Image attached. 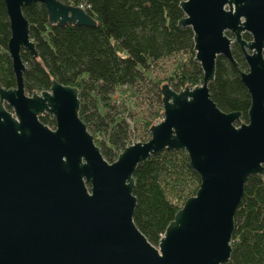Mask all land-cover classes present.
<instances>
[{
  "label": "water",
  "instance_id": "water-1",
  "mask_svg": "<svg viewBox=\"0 0 264 264\" xmlns=\"http://www.w3.org/2000/svg\"><path fill=\"white\" fill-rule=\"evenodd\" d=\"M3 1L16 86H0V264L227 263L245 183L264 175V0L180 2L178 25L193 32L202 82L179 91L164 84L163 118L150 138L126 146L113 162L79 116L77 87L53 79L49 90L28 95L23 79L21 52L36 55L24 6L44 4L49 23L59 26L96 21L59 0ZM218 56L238 70L250 95L247 122L239 125L240 111L224 112L210 97ZM44 114L54 128L41 121ZM165 149L186 152L200 183L154 246L133 221V173Z\"/></svg>",
  "mask_w": 264,
  "mask_h": 264
},
{
  "label": "trees",
  "instance_id": "trees-1",
  "mask_svg": "<svg viewBox=\"0 0 264 264\" xmlns=\"http://www.w3.org/2000/svg\"><path fill=\"white\" fill-rule=\"evenodd\" d=\"M81 6L96 25L48 21L42 3L22 8L36 55L21 52L26 66L25 91L49 90L53 79L79 91V116L108 162L133 142L150 138L149 128L163 118L161 89L179 91L201 84L203 72L194 60L193 32L179 26L183 0H59ZM230 37V33H227ZM9 20L0 0V86H16L8 54ZM243 37L251 39L245 32ZM232 54L239 68H247L240 47ZM171 69L164 77L156 71L164 62ZM212 100L224 112L240 111L247 122L250 95L240 75L223 56L216 60L209 83ZM10 110V109H9ZM54 128L49 114L40 116ZM160 119V120H159ZM136 207L133 221L154 246L184 201L195 194L200 179L189 166L186 152L162 150L139 164L133 173ZM231 255L225 264H264V175L250 176L234 215Z\"/></svg>",
  "mask_w": 264,
  "mask_h": 264
},
{
  "label": "rangeland",
  "instance_id": "rangeland-1",
  "mask_svg": "<svg viewBox=\"0 0 264 264\" xmlns=\"http://www.w3.org/2000/svg\"><path fill=\"white\" fill-rule=\"evenodd\" d=\"M171 69V64L169 63V62H164V64H163V66H161V67H157L156 68V71L159 73V75L161 76V77H164L166 74H167V72L169 71ZM162 119V118H161ZM160 120V119H159ZM157 122H158V119H157ZM157 122H155V123H157ZM135 141H140L139 139H137V137H133V142H135ZM132 142V143H133Z\"/></svg>",
  "mask_w": 264,
  "mask_h": 264
},
{
  "label": "built area",
  "instance_id": "built-area-1",
  "mask_svg": "<svg viewBox=\"0 0 264 264\" xmlns=\"http://www.w3.org/2000/svg\"><path fill=\"white\" fill-rule=\"evenodd\" d=\"M81 7V6H80Z\"/></svg>",
  "mask_w": 264,
  "mask_h": 264
}]
</instances>
